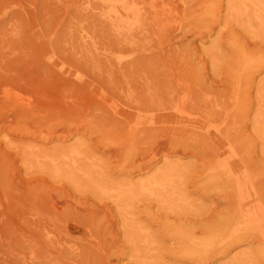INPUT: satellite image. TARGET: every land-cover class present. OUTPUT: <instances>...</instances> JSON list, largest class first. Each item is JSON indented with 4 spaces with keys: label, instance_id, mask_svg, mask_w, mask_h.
I'll return each mask as SVG.
<instances>
[{
    "label": "rangeland",
    "instance_id": "rangeland-1",
    "mask_svg": "<svg viewBox=\"0 0 264 264\" xmlns=\"http://www.w3.org/2000/svg\"><path fill=\"white\" fill-rule=\"evenodd\" d=\"M0 264H264V0H0Z\"/></svg>",
    "mask_w": 264,
    "mask_h": 264
},
{
    "label": "bare ground",
    "instance_id": "bare-ground-1",
    "mask_svg": "<svg viewBox=\"0 0 264 264\" xmlns=\"http://www.w3.org/2000/svg\"><path fill=\"white\" fill-rule=\"evenodd\" d=\"M118 11V10H117ZM120 13V12H119ZM120 15V14H119ZM123 16V15H122ZM7 97V96H6ZM24 110V109H23ZM226 203V202H225ZM227 217V216H226ZM209 262V261H208Z\"/></svg>",
    "mask_w": 264,
    "mask_h": 264
}]
</instances>
